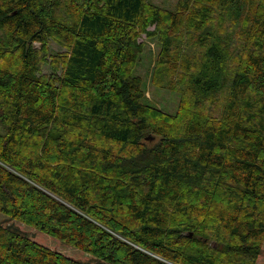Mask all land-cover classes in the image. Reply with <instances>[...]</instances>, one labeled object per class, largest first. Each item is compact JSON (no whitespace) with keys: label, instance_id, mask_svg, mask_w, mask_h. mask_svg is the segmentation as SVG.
I'll list each match as a JSON object with an SVG mask.
<instances>
[{"label":"trees","instance_id":"16d2710c","mask_svg":"<svg viewBox=\"0 0 264 264\" xmlns=\"http://www.w3.org/2000/svg\"><path fill=\"white\" fill-rule=\"evenodd\" d=\"M181 28L170 115L134 69ZM0 213L106 264H256L264 0H0ZM0 264L85 263L0 227Z\"/></svg>","mask_w":264,"mask_h":264},{"label":"rangeland","instance_id":"374dc122","mask_svg":"<svg viewBox=\"0 0 264 264\" xmlns=\"http://www.w3.org/2000/svg\"><path fill=\"white\" fill-rule=\"evenodd\" d=\"M151 3L164 7L167 9H171L173 5V0H150ZM152 29V28H150ZM183 28L179 30L178 37L179 41L182 43L181 51L170 59L167 66V74L163 76V79L159 82L154 80L152 75V70L155 66L156 57L160 51V45L158 40L156 39H148L142 35L140 37V41L144 43L143 52L139 57V61L134 69V74L138 75L142 79L143 83V91L145 101L147 104H150L153 107H157L159 110L166 114H175L178 108V94L176 92L171 91L168 88L161 87V84H165L166 80L171 77V85L172 82L176 85L182 84L184 77H186V62L185 55H190V51L187 52L186 42L187 39L190 40V36L185 34V31L181 34ZM35 46H38L35 44ZM52 52H60L59 48H57L54 44L51 46ZM190 57V56H188ZM44 73H49L50 70L47 66L43 67ZM151 139H148V137ZM146 137L147 141H153V137L149 135ZM0 227L3 228H11L16 231L18 234L28 237V239L33 240L39 245H42L52 251H56L58 253L64 254L67 257L75 259L76 261H81L85 264H106L101 261L95 260L92 257L88 256L86 253L77 250L76 248L66 245L51 236L34 230L28 226L23 225L21 222L17 220L9 219L4 214L0 213ZM256 264H264V241L262 244V252L257 259Z\"/></svg>","mask_w":264,"mask_h":264},{"label":"water","instance_id":"95a60500","mask_svg":"<svg viewBox=\"0 0 264 264\" xmlns=\"http://www.w3.org/2000/svg\"><path fill=\"white\" fill-rule=\"evenodd\" d=\"M148 139H151V137L149 136ZM189 237L191 236V234L188 235Z\"/></svg>","mask_w":264,"mask_h":264}]
</instances>
